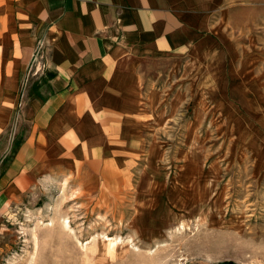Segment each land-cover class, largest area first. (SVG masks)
Returning <instances> with one entry per match:
<instances>
[{
    "label": "rangeland",
    "instance_id": "rangeland-1",
    "mask_svg": "<svg viewBox=\"0 0 264 264\" xmlns=\"http://www.w3.org/2000/svg\"><path fill=\"white\" fill-rule=\"evenodd\" d=\"M234 5L192 59L156 65L123 165L46 170L14 201L0 264H264V0Z\"/></svg>",
    "mask_w": 264,
    "mask_h": 264
},
{
    "label": "crops",
    "instance_id": "crops-1",
    "mask_svg": "<svg viewBox=\"0 0 264 264\" xmlns=\"http://www.w3.org/2000/svg\"><path fill=\"white\" fill-rule=\"evenodd\" d=\"M243 1L0 0L3 104L14 117L0 225L46 170L89 169L95 181L134 155L130 121L150 106L156 65L192 59Z\"/></svg>",
    "mask_w": 264,
    "mask_h": 264
},
{
    "label": "trees",
    "instance_id": "trees-1",
    "mask_svg": "<svg viewBox=\"0 0 264 264\" xmlns=\"http://www.w3.org/2000/svg\"><path fill=\"white\" fill-rule=\"evenodd\" d=\"M223 264H236V263H234V262H225Z\"/></svg>",
    "mask_w": 264,
    "mask_h": 264
},
{
    "label": "bare ground",
    "instance_id": "bare-ground-1",
    "mask_svg": "<svg viewBox=\"0 0 264 264\" xmlns=\"http://www.w3.org/2000/svg\"><path fill=\"white\" fill-rule=\"evenodd\" d=\"M107 240H109V239H107ZM119 243H120V241H119ZM94 244V243H93ZM108 251V250H107Z\"/></svg>",
    "mask_w": 264,
    "mask_h": 264
}]
</instances>
